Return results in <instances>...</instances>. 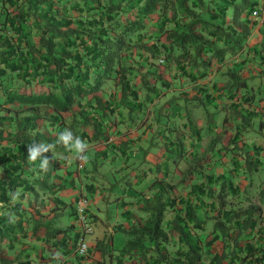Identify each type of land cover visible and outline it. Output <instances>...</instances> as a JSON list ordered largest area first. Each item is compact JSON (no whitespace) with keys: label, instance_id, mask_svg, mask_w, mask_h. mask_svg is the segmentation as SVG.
I'll list each match as a JSON object with an SVG mask.
<instances>
[{"label":"trees","instance_id":"trees-1","mask_svg":"<svg viewBox=\"0 0 264 264\" xmlns=\"http://www.w3.org/2000/svg\"><path fill=\"white\" fill-rule=\"evenodd\" d=\"M258 5L259 0H0V264L85 260L86 253L76 249L81 232L74 230L75 222L55 225V211L63 202L58 194L67 187L76 190L81 170L76 161L72 167L75 157L70 159L69 152L55 144L57 135L70 129L90 144L104 137L99 111L109 99L115 98L111 108L128 98L137 100V109L127 106L142 111L147 104L139 94L147 79L156 77L171 88L177 78L204 77L211 65L241 51L257 21L252 10ZM149 23L152 30L144 38ZM161 55L160 62H165L154 68L152 62ZM245 60L247 54L238 61ZM226 74L232 80L229 89L246 87L241 74ZM107 79H112L113 88L106 86ZM241 96L232 106L251 104V96ZM242 108L235 109L241 131L251 119V112ZM127 116L134 118L131 112ZM127 116L122 126H132ZM152 123L146 122L145 129ZM199 132L191 127L192 140L199 139ZM32 142L55 144L45 154L50 159L47 171L40 169L39 160H27L26 146ZM187 142L179 151L196 160L199 151L193 141ZM258 161L245 157L249 168ZM192 170L190 165L186 172ZM165 178L150 183L157 190L153 202L142 201L146 216L135 218L127 211L135 218L132 224H116L131 236L122 247H113L111 235L92 243L100 252L99 264H126L124 259L132 264H264L263 189L256 201L231 176L218 178L216 188L215 180L193 177L184 180L185 195H171L167 186L173 185ZM16 191L20 197L14 202L10 194ZM177 205L180 211L167 216L166 210ZM201 206L205 217L198 215ZM71 214L75 216L74 208ZM209 221L211 236L202 242L199 231ZM215 241L220 247L213 250ZM16 247L10 256L7 251ZM63 257L70 261L64 263Z\"/></svg>","mask_w":264,"mask_h":264},{"label":"rangeland","instance_id":"rangeland-1","mask_svg":"<svg viewBox=\"0 0 264 264\" xmlns=\"http://www.w3.org/2000/svg\"><path fill=\"white\" fill-rule=\"evenodd\" d=\"M259 1L260 6L264 8V0ZM258 20L251 26L250 37L248 38V41L244 43L241 51L236 55H233L237 58L240 57L242 60L243 56H246L247 54L245 66L238 68V70L241 71L239 74L246 69L253 74L247 79V81L250 82H247L246 87L241 86L239 89H235V91H232L231 93L234 98L229 97L232 100L237 99L238 97H236V95L240 94H246L248 95V98L250 96L252 97V102H250L251 104H248L243 108L244 111L249 110L251 112V119L240 133L234 135L235 128L232 127L230 122L228 124V128H222L221 125L222 122H224L222 120L224 118L223 117L218 123L221 127L218 130L220 134L217 139H211L213 136L210 137V134L205 133L207 132L206 130L203 132L204 134L202 140H207V145L198 152L199 154L198 157H196V160H191L190 154L187 153L186 155L179 151L180 143L179 145L172 144L175 149H168L171 145L169 143V139H173V137L169 134L171 131L170 127L172 126V115L171 113H167V111L166 113H163L162 110L163 108L169 109L166 101L169 100V98L175 93L178 94V92H176L174 88L170 89L161 85L159 79L156 77H151L150 79H147L148 81L145 83V87H141L142 95L139 94V99L143 104H149L150 101L148 98H153V110L150 114H148L147 107H145L143 111L139 112L138 118H136L132 112L134 117L132 121L129 119V116H127V120L129 119L131 121V127L133 128H140L141 126H144L141 122L145 119H149L153 122L151 129H147L150 131V135L147 139V146L141 147L138 150H131V154L129 155V159L126 164L123 162V158L120 155L113 162L104 160L103 163H101V167L100 165L97 166L98 156H96L97 152L95 148L91 149L90 152H86L88 159L90 158V162L94 166L91 171L93 181L85 178L83 174H80V177H76L78 185L76 192H78L80 184H84V182H91L95 185V187L93 189H87L84 187L83 190L86 191V195L89 200L88 219L92 221L93 230L84 234V239L88 243L89 249L86 252L84 258L85 260L81 262V264H99L98 259L101 255L92 243L96 237H103L104 234V238H108L109 228L112 227V229H114L117 227L116 224L125 220V217L119 214L120 211L124 209V204L121 202L122 199L129 204H131L130 200H134L133 204H136L138 210V214H134L135 218H137L141 214V211L146 208L145 202H149V200L152 202L154 201L153 194L154 190H157V188L150 185L153 180L147 179L145 175L136 178L131 174L130 169H127V166L137 169L140 172H145V174L156 172L157 169L164 171L167 167L170 170L174 169V175L171 174L170 176V180L172 181L170 184L172 183L171 185H173V188L171 189L167 186V191L171 195H185L184 180L189 178L190 174L201 178V180H204L203 182L210 179L213 181L215 180V183L213 184L215 188L219 183L218 178L222 176H231L235 180H239L240 184L246 188V194L248 197L258 201L257 197L260 189L264 190V57H262V55H264V20H261V18H258ZM150 30H152V28H150L149 23L147 25L144 38L148 37L147 33ZM161 57L163 56H159L152 62L151 65L154 66V68L160 67V65L165 62V60L160 62ZM228 57H232V55H229ZM179 81V78L175 79V86H177ZM105 82L108 88L114 87L112 79H107ZM181 82L182 84L187 83L186 80H182ZM148 84L149 86L153 84L155 85V87L149 88L153 91L151 94L149 93V89L146 87ZM238 90L239 92H237ZM156 93L158 94L157 96L155 95ZM241 98L243 97L241 96ZM200 100H203L204 104H207L204 97L200 98ZM229 101L226 100L225 102V117H228L229 115L231 116L236 112L229 106ZM132 103L137 104L138 102L137 100H132ZM240 108L242 107L240 106ZM227 112L230 114H227ZM237 120H239V117H237ZM223 126H227V124L223 123ZM162 128L166 131L167 137L163 134L164 131ZM234 138L237 140L232 143L231 141ZM167 150L171 154L168 166L164 165V161L167 159L165 157L168 154ZM246 156L251 159L258 157L259 161L257 165L251 168L247 167L245 162ZM158 163L160 164L158 165ZM190 165L194 170L186 172V169ZM72 167H75V160L73 161ZM77 167L81 168L80 165H77ZM93 168L95 169L93 170ZM208 173H211V178H209ZM161 177L164 178L163 173L161 174ZM188 185L186 186L187 188ZM67 188L68 190L62 191V193L67 194H60V196L67 202V205L62 207L63 203H61L55 211L57 212V215H55V225L60 227H66L71 222L70 199L73 196V190L69 187ZM69 192L70 195H68ZM144 195L149 196L146 198ZM137 197H140V200H136ZM241 197H243V195ZM144 199L148 200L142 202ZM243 203L246 204L247 201L244 200ZM203 206H201L198 210L199 217H205L206 209L204 210ZM166 211V215L171 216L175 212H179L180 209L177 205L175 207H170ZM210 226L211 223L209 221V223L206 224V229L199 231L202 242L210 238ZM127 237L128 235L122 230H116L114 233V247L117 249L121 241ZM173 241L174 238L171 239L170 244H172ZM37 245L38 244H36V246ZM211 247L213 250L219 249L220 243L215 241L211 244ZM18 249L19 247H16L15 250H10L9 252L7 251V253L13 257L14 253H16ZM206 258L207 255L204 256V261ZM62 259L64 263L70 261V258L66 259L63 257ZM111 264H117V262H112Z\"/></svg>","mask_w":264,"mask_h":264},{"label":"crops","instance_id":"crops-1","mask_svg":"<svg viewBox=\"0 0 264 264\" xmlns=\"http://www.w3.org/2000/svg\"><path fill=\"white\" fill-rule=\"evenodd\" d=\"M224 60L225 61L223 63L218 64L217 66L211 65L210 66L211 70H209L210 67L207 68L206 71L209 70V72L204 77L197 78L196 80H193L192 78H188V77H180V81L177 83V86L174 85V87L170 88V89L174 88L176 92H178V94L175 93L173 96L169 98V100L166 101L168 103L169 109L163 108L162 110L163 113H166L167 111V113H171L172 115L171 116L172 126L170 127L171 131L169 134L173 137V139H169V143L171 145L168 149H171V150L175 149L174 146H172V144L179 145L180 143L179 147H181V146L188 145L187 141H193L194 142V146H192L193 149L200 151L207 145V140L206 141L202 140V137L204 134L203 132L206 130L207 132L205 133L210 134V137L213 136L211 139L215 140L218 138V135L220 134L218 131L219 128L221 126L222 128H228L229 122L230 124H232V127L235 128L234 134L235 133L238 134L241 132V130H239V127L237 126V123L239 121L237 120V116L235 113H233V115L231 116L229 115L228 117L224 116V113L226 112L225 102L226 100L229 101L230 94L232 93V91L234 92L236 89L234 87L232 89L228 88V84H230L232 80L226 73L228 72V70L231 71L233 75L235 73L236 74L240 73L241 71L238 70V68L245 66V63H240L238 61L240 60V57L237 58L236 56L228 57V58H225ZM252 75L253 74H251L247 69L241 73V76L246 78V83L250 82V81H247V79L250 78ZM181 80H186L187 83L182 84ZM201 90H203L204 92H202ZM206 92H210L209 94L210 96L205 97L207 104H204V101L199 100L197 96L195 97V95H198V94L200 95ZM237 92H239V90ZM236 97L238 98L235 99V101L237 100L239 101L241 99V94L236 95ZM113 99H114V102H112L109 99L108 100L109 103L105 106V108L99 111L102 114V116L100 117L101 118L100 130L102 134H104V137L102 135L94 142H91L90 144H88L89 147L86 150V152L87 151L90 152L91 149L95 148L97 152L96 156H98L97 166L100 165V167L102 166L101 163H103L104 160H109L110 162H113L120 155L123 158V162L126 164L129 159V155L131 154L130 151L138 150L141 147L147 146V139L150 135V131L145 129V124H144L145 122H148V123L151 122L149 119L143 120L141 123L144 126H141L140 128H135V127L133 128L131 126H127V122H125V126H122L120 122L123 121L124 119L123 117H125V115L127 116L130 112L131 113L133 112L135 114V117L138 118V115H139L138 111H141V110L135 109L136 104L132 103L130 98L125 99L123 103H119L117 106H114L113 108H111L115 103V98ZM153 102H154V99H152L150 103L147 104L146 106H143L142 111L145 107H147V112L148 114H150L151 111L153 110V105H152ZM233 103L234 102L232 103L229 102V106L233 109V111H235V109L241 106L238 104L232 106ZM128 104H132L135 107L129 108L127 106ZM107 112L110 114H108ZM207 113L209 114V118H207L208 117ZM227 114H230V113L227 112ZM221 118H223L222 120L224 122H222V125L219 126L218 123ZM207 119H210V121H207ZM223 123L227 124V126H223ZM191 127L200 129L198 140L197 139L192 140ZM162 129L164 131L163 134L167 137L166 131L164 130V128ZM181 143L183 145H181ZM167 152L168 154L167 156H165L167 159L164 161V165L166 166L169 165V159L171 157L170 152L168 150ZM69 154H70V157L69 156L68 157L71 159L72 156H74V154L70 152ZM75 161L78 162L77 164L80 165L81 169H83V170H79L78 173L84 174L85 178L92 180L93 176L91 174V171H92V167L94 166L93 164H91L90 158L84 162L78 159L76 160L75 158ZM159 164L160 163H158V165ZM94 169L95 168H93V170ZM127 169H130L131 174L134 175L136 178H139V176L142 177L143 175H145L147 179H151V180L162 178L161 170H158L157 168H156L157 171L151 174H145V172H140L137 169L130 168V166H127ZM165 170H168V173L164 172V176L166 175V178L164 179V181L166 180L168 182H172L170 180V176L171 174L174 175L175 173L174 169L170 170L167 167ZM59 171L61 173L64 172V168L61 167ZM109 174H110V171H109ZM193 177H195L194 180H197V178L199 179V177H197L196 175L190 174L189 178L185 179V181L191 182ZM88 185H91V184L87 182H84V184L81 183L78 191L84 190V187H87L88 189H92V186H88ZM76 191H77V188L75 191H73V196L70 199L71 200L70 202L71 222L74 221V216L71 214V212L74 208V200L76 199V196L78 195V192ZM60 194H67V193H62L61 191L58 194L59 197L63 201L62 203L67 204V202L60 196ZM68 195H70V192ZM146 196H149V195H146ZM139 198L140 197H137L136 200ZM121 202L124 203V209L120 211L119 214L121 216H124L125 220L123 222H120L119 224H121L122 227H129V225L132 224L131 221L135 220V218L133 216L129 217L128 215H126V213H128L127 211H130V213L133 212L134 214H138V210H137L136 204H133L134 200L133 201L130 200L131 204L126 203L124 199H122ZM141 214L142 216H146L147 213L145 211H141ZM118 227H120V225H118L114 229H112V227L109 228V235H111V242H112L113 247H114V244H113L114 243V233L116 230H118L116 229ZM75 229H77L76 226L74 230ZM103 237H96L93 243L96 241V239H101ZM128 238H131V236L124 238L121 241L119 247H117V249L122 247ZM124 261H126L125 262L126 264L133 263L131 260H127V259H124ZM136 264H138V260L136 261Z\"/></svg>","mask_w":264,"mask_h":264},{"label":"clouds","instance_id":"clouds-1","mask_svg":"<svg viewBox=\"0 0 264 264\" xmlns=\"http://www.w3.org/2000/svg\"><path fill=\"white\" fill-rule=\"evenodd\" d=\"M257 7H262V6L258 5ZM252 16L255 17L257 20H258V18H260V16H257V17L254 15H252ZM234 88H236V87H234ZM236 89H238V88H236ZM230 97L234 98V96H230ZM231 98H229L230 103L235 101V100H232ZM55 144L62 145L68 152L73 153L74 157L78 160L86 161L88 159V157L86 155V150L89 147L88 143L86 141H84L83 139H81L79 136L74 135L70 129H65L64 131L60 132L56 137ZM55 144H52V143L45 144V143H35V142L27 144V146H26L27 160L30 163H35L37 160H39L40 161V164H39L40 169L42 171H47L48 166L50 164V159L45 154L48 153L49 151L52 152V150L55 147ZM52 158L54 159V154H53ZM84 192H86V191H84ZM10 195H11L12 201L15 202V201L19 200L20 192L16 191L14 193H11ZM75 200H74V210H75ZM86 212H87V220L92 226V221H90L88 219V208H87ZM75 217H76V215L74 216L75 226L81 232L78 236V238H79L81 235H83V232L79 228L77 220H75ZM92 230H93V227H92ZM76 249H77V246H76ZM88 249H89V245L87 243V251H88ZM57 255H60V253L57 252Z\"/></svg>","mask_w":264,"mask_h":264},{"label":"built area","instance_id":"built-area-1","mask_svg":"<svg viewBox=\"0 0 264 264\" xmlns=\"http://www.w3.org/2000/svg\"><path fill=\"white\" fill-rule=\"evenodd\" d=\"M252 15L260 16L261 20H264V9L262 7H256L252 10ZM88 197L86 192H81L75 200V215L79 228L83 232L77 242V252L79 254L87 251V242L84 239V233L91 232L92 226L87 220V208H88Z\"/></svg>","mask_w":264,"mask_h":264}]
</instances>
